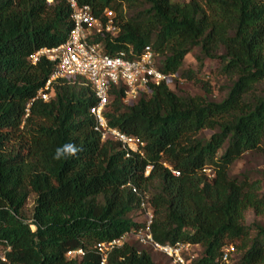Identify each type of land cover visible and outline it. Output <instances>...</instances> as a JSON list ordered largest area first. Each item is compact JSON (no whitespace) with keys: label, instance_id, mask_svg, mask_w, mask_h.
Wrapping results in <instances>:
<instances>
[{"label":"trees","instance_id":"16d2710c","mask_svg":"<svg viewBox=\"0 0 264 264\" xmlns=\"http://www.w3.org/2000/svg\"><path fill=\"white\" fill-rule=\"evenodd\" d=\"M77 1L102 19L116 12L120 33L96 37L109 52L152 46L166 74L199 83L205 60L217 58L230 85L214 101L165 81L127 103L126 85L112 84L109 125L145 141L128 155L96 130L84 78L54 82L49 101L37 97L55 65L30 57L68 39L69 1L0 0V264H103L98 243L143 229L144 200L155 240L202 247L190 264H264V224L248 223L251 212L264 216V185L231 173L245 153L264 155V0ZM195 48L198 70L184 69ZM65 145L77 151L57 159ZM229 246L240 254L232 263ZM152 250L128 241L104 264H158Z\"/></svg>","mask_w":264,"mask_h":264},{"label":"built area","instance_id":"2783aa9c","mask_svg":"<svg viewBox=\"0 0 264 264\" xmlns=\"http://www.w3.org/2000/svg\"><path fill=\"white\" fill-rule=\"evenodd\" d=\"M68 1L72 8L71 18L73 21L68 39L58 46L43 47L30 57L34 64L41 58H46L55 65L51 77L45 87L39 90L37 97L49 101L54 95L52 89L54 82L76 77L84 78L97 99V102L91 107V112L95 116L96 130L100 133L102 140L120 142L128 155L142 154L145 141L141 137L128 135L117 127L109 125L105 111L109 102L111 85L121 81L126 85L124 101L128 103L136 100L141 91H148L150 88L168 81L171 75L160 69L158 54L152 46H146L140 52L130 48L129 50H119L113 54L106 50L102 41L96 40V37L101 34L107 33L114 37L120 33L121 27L116 21V12L113 9L107 8L104 12V19H102L94 15L89 5H80L77 0ZM168 167L172 169L171 166ZM172 171L175 175L180 174L176 169H172ZM149 172L150 166H148L146 174ZM142 208L145 220L143 229L128 232L109 242L98 243L97 248L102 254L103 264L110 251L128 241H139L150 246L155 251L172 258L176 264H190L195 257L187 259L184 252L192 249L195 244L181 241L170 244L155 240L151 229L154 220L153 209L146 200L142 202ZM224 251V259L229 262V247H226ZM77 253H83V249L69 251L68 255L73 256Z\"/></svg>","mask_w":264,"mask_h":264},{"label":"rangeland","instance_id":"374dc122","mask_svg":"<svg viewBox=\"0 0 264 264\" xmlns=\"http://www.w3.org/2000/svg\"><path fill=\"white\" fill-rule=\"evenodd\" d=\"M199 55H201L199 48H195L191 53H189L185 59L184 69L193 68L198 70L200 62L197 56ZM198 76L202 79L201 83L188 80L185 76H181L180 73L170 76L168 82L173 90L183 95H205L210 100L214 101H220L226 96L230 81L223 74H221L220 62L217 58L205 60V66L201 71H198ZM204 82L209 83L211 88L210 92L206 91V85ZM212 133V130L204 131V135L207 137ZM231 173L233 175L250 173L254 179H259L264 185V155L259 152L245 153L243 157L232 166ZM33 202V197H31L25 208V214L29 218V221H32ZM134 217H136V215H134ZM254 221L264 224V216L258 218L251 212L248 218V223L252 224ZM152 251L158 264H176L172 258L169 259L170 257L168 258V256L158 251ZM202 251L203 249L200 245H195L189 251H185L184 256L187 259L192 256L197 258L202 255ZM239 256L240 254L236 248H231V246H229V263L235 262Z\"/></svg>","mask_w":264,"mask_h":264},{"label":"clouds","instance_id":"9594fccd","mask_svg":"<svg viewBox=\"0 0 264 264\" xmlns=\"http://www.w3.org/2000/svg\"><path fill=\"white\" fill-rule=\"evenodd\" d=\"M77 151V149L72 146V145H65L62 148H58L57 152H56V158L59 159L61 156H63L64 154H75V152Z\"/></svg>","mask_w":264,"mask_h":264}]
</instances>
